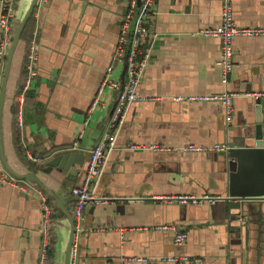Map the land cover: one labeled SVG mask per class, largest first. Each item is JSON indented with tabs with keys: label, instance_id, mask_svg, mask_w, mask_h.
<instances>
[{
	"label": "crops",
	"instance_id": "crops-1",
	"mask_svg": "<svg viewBox=\"0 0 264 264\" xmlns=\"http://www.w3.org/2000/svg\"><path fill=\"white\" fill-rule=\"evenodd\" d=\"M129 1L38 0L32 13L37 75L20 105L22 125L17 122L19 104L14 112L10 105L5 114L2 110L1 142L8 165L19 173H35L50 188H61L70 214V189L79 183L88 150L111 123L118 90L105 87L91 107L110 62L109 78L125 80L124 57L116 60L114 53ZM29 2L14 0L13 25ZM229 2L236 26L264 27V0ZM222 7V0H155L146 23L158 36L138 92L157 99L132 103L118 127L95 187V193L107 199L85 209L84 229L75 238L76 264H173L158 258L165 255L199 257L197 264H264V219L255 211L246 212L248 224L237 230V237L229 226L232 215L222 202L211 207L213 203L177 204L161 199L175 194H224V151L175 148L223 143L224 122L235 129L253 126L254 102L249 101L254 98L236 97L230 121L225 120L219 103L171 100L174 95L216 94L227 88L264 91V35L233 39L229 85L219 81V41L196 32L219 27ZM22 50L5 86L11 103L22 84ZM260 99L264 119V98ZM235 133L231 130V135ZM75 141L78 148L73 149ZM131 144H157L165 149H130ZM59 152L83 154V165H76L73 174L55 166L44 172L45 163ZM27 154L44 160L34 162ZM23 184L0 181V264H38L42 213L36 191L40 188ZM44 195L53 222L48 264H64L69 223L60 205ZM161 224H174L185 233L184 242L175 244L173 231L157 228ZM135 256L146 260H130Z\"/></svg>",
	"mask_w": 264,
	"mask_h": 264
},
{
	"label": "built area",
	"instance_id": "built-area-1",
	"mask_svg": "<svg viewBox=\"0 0 264 264\" xmlns=\"http://www.w3.org/2000/svg\"><path fill=\"white\" fill-rule=\"evenodd\" d=\"M155 0H140L138 9L136 10V0H130L127 3L122 16V21L119 27V34L116 41L115 59L121 60L124 57L125 61V80L123 82L114 81L109 78L113 66L110 62L105 68L102 80L97 87L96 94L91 102V107L99 102V95L105 87L113 90H118L117 97L111 112V123L107 131L103 133L99 141L88 150V160L82 166L79 174V183L70 189L73 197L72 203V218L74 221L75 237L70 251L69 264H76L77 249L75 244L76 234L83 230L82 222L85 219V209L88 205L102 204L106 202L105 196H100L95 193V187L99 181L105 167L108 155L115 145L118 127L123 123L129 106L135 102H145L147 100H155L156 96L139 94L138 87L143 79L147 60L157 38V32L151 28V25L146 23L147 18L153 14L152 7ZM223 7L220 12V26L217 28H200L196 33L203 36H211L217 38L220 46V57L216 61L218 67L219 81L223 86L229 85L230 74L233 70V39L239 36H254L264 35V27H238L235 25L232 15V8L229 0H222ZM14 0H0V80L2 78L3 68L6 61V53L12 37L11 20L14 13ZM32 34V39L28 47L27 54V75L21 84L19 93L16 96V107L19 104L17 113V122L22 125V111L20 105L24 102L26 93L32 87V81L37 75V50L35 40ZM128 46V49H127ZM264 98V91L254 92H234L227 89L216 94H191V95H174L171 100L176 102L190 101H211L219 103L223 106L225 112V120L230 121L234 107L233 100L236 97ZM72 148H78V143L75 141ZM130 149H165L152 144L150 146L131 144ZM175 149L179 151H226L228 144L216 143L213 145L197 146L193 144H185ZM34 162H42L43 157L32 156L27 154ZM0 181L17 185L23 181V185H27L34 189L31 182L16 178L7 173L0 162ZM22 185V187H23ZM35 190V189H34ZM41 205V244L39 248L38 264H48V252L51 248L53 239L52 230V215L47 198L41 190L36 191ZM161 199L167 202L177 204H201L214 203L217 200L223 199L221 195L216 194H175L161 196ZM157 228L173 231L174 242L181 245L185 240V233L177 230L174 224H161ZM160 260L173 264H197L201 262L199 257L189 255H165L159 256ZM130 260L145 261L143 256L131 257Z\"/></svg>",
	"mask_w": 264,
	"mask_h": 264
},
{
	"label": "water",
	"instance_id": "water-1",
	"mask_svg": "<svg viewBox=\"0 0 264 264\" xmlns=\"http://www.w3.org/2000/svg\"><path fill=\"white\" fill-rule=\"evenodd\" d=\"M37 1L30 0L22 18L16 24L13 25L11 20L12 37L7 49L6 61L0 82V162L9 174L36 184L44 194L55 200L63 209L69 223V236L65 249L64 264H69L70 251L75 237V228L72 214L64 207L65 195L63 190L61 188L54 189L48 187L45 181L31 171L19 173L13 170L5 159L1 142V116L5 97V86L13 52L27 21L35 9ZM139 1L136 0V10L139 6ZM252 100L249 101V103L254 102L250 111L251 113L253 112L254 119L252 127L246 126L235 129L233 126H229L230 123L225 124L224 122L223 143L228 144V149L224 151L225 155L223 156V170L226 174L225 190L224 194H220L223 199L217 200L210 205L212 207L218 204V202H222L224 208L228 210V214L230 213L232 215V217H229L231 220L229 226H231L230 230L232 233L237 237L239 235L237 230L239 231L240 228L248 224V213L246 212L253 210V212L255 211L262 217V220L264 219V119L261 99L255 98ZM15 107L16 103H11L10 111L14 112ZM231 130H235L236 133L231 135ZM83 162V154L78 152H59L45 163L42 170L44 172H50L55 166L61 172L68 171L73 174L77 166L81 167Z\"/></svg>",
	"mask_w": 264,
	"mask_h": 264
},
{
	"label": "trees",
	"instance_id": "trees-1",
	"mask_svg": "<svg viewBox=\"0 0 264 264\" xmlns=\"http://www.w3.org/2000/svg\"><path fill=\"white\" fill-rule=\"evenodd\" d=\"M138 9V8H137ZM33 14L31 15V17L29 18V20L27 21L23 31H22V34L19 38V41L15 47V50H14V53H13V59H12V63L10 65V70H9V74H8V78H7V82H6V86H8V82L10 81V76H11V73H12V69H13V64H14V61L18 55V51L20 50V48H23L22 50V64H21V70H20V73H21V83L24 81L26 75H27V68H26V65H27V54H28V47H29V44H30V41H31V38H32V29H33ZM127 49H128V46H127ZM9 80V81H8ZM7 88L6 87V91H7ZM31 92V90H29L25 97H24V100L26 98V96L29 95V93ZM13 101V100H12ZM11 100L9 101L6 97V94H5V99H4V105H3V114L6 113V111L9 109V105L10 103L12 102ZM25 102V101H24ZM23 102V103H24ZM35 186H37L36 184H33ZM52 247H53V240H52V244H51V248L48 252V263L50 262V253H51V250H52Z\"/></svg>",
	"mask_w": 264,
	"mask_h": 264
}]
</instances>
